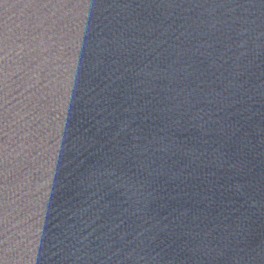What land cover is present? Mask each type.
Listing matches in <instances>:
<instances>
[{
  "label": "water",
  "instance_id": "water-1",
  "mask_svg": "<svg viewBox=\"0 0 264 264\" xmlns=\"http://www.w3.org/2000/svg\"><path fill=\"white\" fill-rule=\"evenodd\" d=\"M0 264H264V0H0Z\"/></svg>",
  "mask_w": 264,
  "mask_h": 264
}]
</instances>
